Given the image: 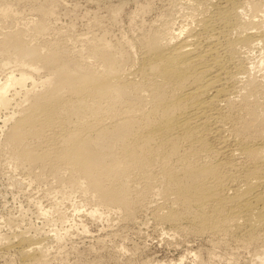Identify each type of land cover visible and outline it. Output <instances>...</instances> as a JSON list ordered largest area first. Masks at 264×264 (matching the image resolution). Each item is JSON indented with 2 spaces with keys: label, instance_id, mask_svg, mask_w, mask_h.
I'll return each mask as SVG.
<instances>
[{
  "label": "bare ground",
  "instance_id": "obj_1",
  "mask_svg": "<svg viewBox=\"0 0 264 264\" xmlns=\"http://www.w3.org/2000/svg\"><path fill=\"white\" fill-rule=\"evenodd\" d=\"M54 1L39 0L37 20L0 29L1 146L14 165L39 178L46 170L66 176L59 188L80 191L91 214L116 210L132 219L156 188L171 205L155 212L159 219L189 216L199 232L232 225L245 242H264V101L257 96L264 85L259 91L252 73L237 84L247 69L236 62L239 47L264 50V2L167 0L137 31L134 58L130 46L104 34L87 35L81 48L38 43ZM141 4L135 14L148 8ZM14 14L0 1V23ZM177 16L185 22L174 27ZM41 68L46 74L35 76ZM42 242L0 237V250H17L21 264H44Z\"/></svg>",
  "mask_w": 264,
  "mask_h": 264
},
{
  "label": "rangeland",
  "instance_id": "obj_2",
  "mask_svg": "<svg viewBox=\"0 0 264 264\" xmlns=\"http://www.w3.org/2000/svg\"><path fill=\"white\" fill-rule=\"evenodd\" d=\"M0 1H6L15 11L12 19L8 18L0 23L1 30L39 18L36 9L39 0ZM167 2V0H55L51 3L54 13L49 20V27L44 36L37 37V42L57 46L58 49L81 48L87 35L104 34L108 40L122 48L127 45L125 48L129 50L131 47L130 51H134L132 55L135 58L140 54L137 33L142 25H144L142 28H148V25L152 24L148 22L163 10L162 8H166ZM140 3L147 4L148 8L135 14L136 10H140ZM116 7L117 10L114 11ZM141 18H144L147 24L139 23ZM177 19L176 23H173L174 27L181 25L179 21L185 20L179 16ZM25 32L27 34L28 31ZM254 45L238 48L240 58L237 57L236 62L241 60L247 72L244 69L245 72L242 70L241 73L238 72L237 84L239 79L245 80L252 73L251 78L256 79L253 82L256 81V88L260 91L259 87L262 88L264 85L262 80L264 50L260 43ZM69 51L70 57L76 56L75 52ZM260 57L263 62L259 60ZM255 60L256 63L259 60L262 64L259 65V61L255 64ZM248 69L251 70L250 75L246 74ZM46 72V68H41L39 74L34 75L41 76ZM1 73L3 72L0 71V77ZM261 90L262 95L260 92L257 94L260 96L259 102L264 101V87ZM257 96L254 97L255 100ZM11 109L12 107L8 108ZM4 110L0 111V237L14 239L19 235L39 237L46 245H43L45 247L43 250H47L44 251L46 253L44 264H264L258 259V254L264 251V242L260 239L245 242L244 235L239 233L241 231L233 229L232 225V228L229 226L220 232L210 229L199 232L195 228L196 223L189 222L193 221L189 216H183L180 221L172 224L159 219L156 214L167 210L171 205L155 192L156 188L149 190L150 193L141 199L142 203L135 208L132 219L121 217L116 210L99 209L97 213L91 214L89 209L93 203L86 200L80 191L73 190L64 194L59 188L67 185L66 176H60L57 180L52 172L46 170L39 178L34 174L36 170L29 172L26 167L14 165L1 146L7 126V124L1 126ZM229 130L227 127L226 132ZM141 182L140 179L139 187L142 186ZM60 215L64 217L59 218ZM56 233L61 235L58 241L53 236ZM40 235H45L46 238ZM239 236L248 244L244 245ZM49 237L54 238L52 240ZM2 250L0 264L22 263L17 250L4 249L5 252Z\"/></svg>",
  "mask_w": 264,
  "mask_h": 264
}]
</instances>
